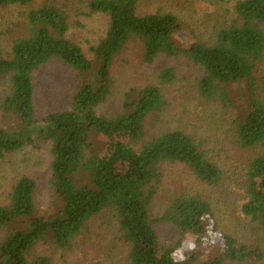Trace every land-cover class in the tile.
<instances>
[{
    "label": "trees",
    "instance_id": "16d2710c",
    "mask_svg": "<svg viewBox=\"0 0 264 264\" xmlns=\"http://www.w3.org/2000/svg\"><path fill=\"white\" fill-rule=\"evenodd\" d=\"M35 0H0V9L15 4L33 5ZM142 0H49L26 12V32L12 46L10 56L0 47V79L10 76L11 90L2 108L17 118L13 127L0 126V158L5 154L52 144L55 192L61 207L54 214H41L36 202L37 181L22 175L12 186L8 202L0 204V264H46L30 256L41 242L67 248L89 223L107 212L115 220L121 240L129 248L126 264H192L195 256L176 259L173 249L160 244L154 223L169 221L199 240L206 231L205 218L211 203L201 196L176 195L164 215L153 217L152 206L163 177L164 164H182L200 180L213 185L223 170L192 135L182 129L163 130L149 137L150 123L160 117L167 102L158 85L133 87L124 95L122 109L105 116L98 108L112 93V67L130 41L141 45L142 59L153 63L160 56H185L204 71L200 93L234 108L231 85L245 82L250 101L233 121L237 142L256 149L243 180L248 200L244 213L264 238V95L259 76L264 69V0H238L234 17L215 28L208 40L188 45L174 37L182 28L172 11L141 14ZM103 14L109 27L90 47L93 58L68 37L75 17ZM59 58L79 72L80 88L72 107L36 117L37 72ZM172 67L163 69L165 82L176 78ZM236 107V106H235ZM18 125V126H16ZM93 131L107 137L131 136L118 142L108 158L96 153ZM262 256L260 247H250L224 235L222 253L206 264L243 262ZM100 264V263H98Z\"/></svg>",
    "mask_w": 264,
    "mask_h": 264
},
{
    "label": "rangeland",
    "instance_id": "374dc122",
    "mask_svg": "<svg viewBox=\"0 0 264 264\" xmlns=\"http://www.w3.org/2000/svg\"><path fill=\"white\" fill-rule=\"evenodd\" d=\"M48 1L35 0L32 6ZM237 1L142 0L139 12L175 13L182 28L174 39L188 45L196 39L208 40L215 28L229 23L234 17ZM32 6L15 4L0 9V47L5 55H11L14 41L26 32L25 14ZM75 19L68 37L79 43L88 57L93 58L90 47L105 36L109 27L108 17L103 14L87 16L82 12ZM167 67L174 68L176 72V78L170 82L160 78V73ZM111 75L112 93L108 101L98 108L100 114L116 115L122 109L124 95L129 89L158 85L167 104L160 117L150 123L149 137L163 130L182 129L203 144L212 160L223 170L219 183L210 185L185 165L164 164L162 183L153 201V217H162L170 199L176 195L204 197L211 203L213 213L206 216V231L199 240L193 233L183 231L169 221H156L154 227L160 244L172 248L178 260L196 255L192 264H206L222 253L224 235L230 234L240 243L260 247L262 256L254 254L243 262L228 259L226 264H264L263 235L256 232L251 219L243 211L248 196L242 184L256 149L242 147L237 142L233 124L238 111L250 101L247 84L231 85L235 103L234 108L227 107L221 101L208 99L200 93L199 84L204 71L198 64L183 55L160 56L153 63H145L141 45L134 40L116 57ZM80 76L77 70L59 58H53L42 67L37 72L35 83L36 117L42 119L49 113L72 107L75 92L82 83ZM259 79V91L264 95V69ZM10 90V76L0 79V126L13 127L18 121L1 106ZM92 140L96 153L108 158L118 142L127 143L132 139L129 135L107 137L93 131ZM52 160L50 142L26 146L0 158V204L8 202L12 186L22 175H30L38 184V211L44 215L57 212L62 204L53 185ZM128 256L129 248L121 240L115 220L103 212L67 248L49 241L41 242L30 260L39 262L47 258L46 264H126Z\"/></svg>",
    "mask_w": 264,
    "mask_h": 264
},
{
    "label": "clouds",
    "instance_id": "9594fccd",
    "mask_svg": "<svg viewBox=\"0 0 264 264\" xmlns=\"http://www.w3.org/2000/svg\"><path fill=\"white\" fill-rule=\"evenodd\" d=\"M194 247V246H193Z\"/></svg>",
    "mask_w": 264,
    "mask_h": 264
}]
</instances>
